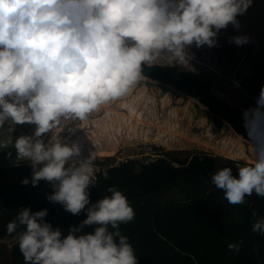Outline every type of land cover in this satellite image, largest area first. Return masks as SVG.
Masks as SVG:
<instances>
[{
    "label": "clouds",
    "instance_id": "9594fccd",
    "mask_svg": "<svg viewBox=\"0 0 264 264\" xmlns=\"http://www.w3.org/2000/svg\"><path fill=\"white\" fill-rule=\"evenodd\" d=\"M252 0H0V128L6 122L32 124V136L0 141L12 143L16 159L30 163L31 184L41 180L52 185L47 196L65 211L87 216L71 226L67 235L45 220L47 209L22 208L7 224L16 233L24 264H138L121 224L134 219L126 196L109 187L110 196L90 204L87 191L93 183L96 153L81 157L78 143L59 136L48 143L42 137L62 119L81 122L102 106L126 97L142 80L143 66L158 58L184 66L195 45L214 47L216 37ZM248 36H234L242 46ZM257 107L244 111V127L254 160L214 173L211 183L224 193L230 205L244 204L255 193L264 197V87ZM11 155V153H9ZM67 165V166H66ZM21 183L29 184L24 178ZM96 225L84 233L85 226ZM19 230V231H18ZM264 235V219L252 224ZM228 248L239 254L240 244Z\"/></svg>",
    "mask_w": 264,
    "mask_h": 264
},
{
    "label": "trees",
    "instance_id": "16d2710c",
    "mask_svg": "<svg viewBox=\"0 0 264 264\" xmlns=\"http://www.w3.org/2000/svg\"><path fill=\"white\" fill-rule=\"evenodd\" d=\"M143 74L148 79L191 96L229 124L237 136L233 142L222 147L213 140L216 152L234 144V147H229L231 152L253 154L244 127L245 110L219 98L213 93L210 83L202 81L195 73L169 63L144 65ZM138 115L140 119L141 115ZM260 131L264 134V127ZM13 150V144L6 149L0 148V161L10 156ZM111 152L99 149L96 156L111 155ZM185 167L202 173L211 183L214 173L230 166L208 153H193L181 158L167 151V155H159L146 162L130 158L109 166L105 174L100 171L96 173L94 184L87 189L90 204L86 208L110 196L111 193L107 191L109 187H115L122 193L127 187L142 189L153 177ZM32 171L28 162L0 165V238L10 235L7 224L22 208H30L32 212L47 209L45 220L53 228L59 227L64 235L71 226L79 225L86 219V211L77 216L65 211L62 205L50 202L47 196L51 194L52 186L46 187L43 180L37 186H32ZM232 171L238 178V171L233 168ZM10 175L14 178L12 182L8 181ZM26 177L29 184L23 185L21 181ZM172 192L176 194L165 198ZM215 192L194 173L184 171L161 177L142 195L128 194L126 198L134 211V219L121 224L120 230L122 235L129 238L138 264H264V235L252 231V224L264 219V199L259 201L255 195L251 210L243 213L239 211L248 209L254 193L251 197H245L244 204L238 208L226 204L228 202L222 190L215 188ZM95 227L85 226L83 232H93ZM241 241L239 254L229 250L230 243ZM10 255L12 264H24L18 240L12 245Z\"/></svg>",
    "mask_w": 264,
    "mask_h": 264
},
{
    "label": "rangeland",
    "instance_id": "374dc122",
    "mask_svg": "<svg viewBox=\"0 0 264 264\" xmlns=\"http://www.w3.org/2000/svg\"><path fill=\"white\" fill-rule=\"evenodd\" d=\"M237 20L239 30L229 24L218 33L214 47L190 46L188 64L178 66L210 83L213 93L219 98L247 110L257 107L260 89L264 87V0H252L247 12ZM241 35L250 38L247 44L237 46L230 42L232 37ZM154 62L168 63L163 57ZM34 131L35 125L9 121L0 128V141L12 138L14 144L16 138L32 136ZM52 136H59L69 145L78 143L80 158H86L90 152L96 153L99 149L112 151L111 155L96 156L94 177L97 172L105 174L109 166L127 159L146 162L159 155H167V151L181 158L193 153H208L236 171L254 160L249 152H231L229 147H234V144L216 152L213 140L222 147L237 136L229 124L184 92L148 78L140 81L126 97L102 106L83 122L62 119L42 139L48 143ZM22 162L16 159L14 148L10 156L0 161V165ZM13 180L10 175L8 181ZM44 183L46 187L52 186L47 181ZM175 194L172 192L165 198ZM263 199L258 197L259 201ZM242 205L235 206L240 208ZM16 241V234L0 238V264H12L10 251Z\"/></svg>",
    "mask_w": 264,
    "mask_h": 264
},
{
    "label": "water",
    "instance_id": "95a60500",
    "mask_svg": "<svg viewBox=\"0 0 264 264\" xmlns=\"http://www.w3.org/2000/svg\"><path fill=\"white\" fill-rule=\"evenodd\" d=\"M184 171H190L192 173H194L197 177H199L209 188L212 192L216 193L215 192V188L214 186L212 185V183H209L206 178L204 177V175L200 172H197L195 171L194 169L190 168V167H185L183 169H179V170H175V171H172V172H165V173H162L160 175H157L155 177H153L149 183L142 189H136V188H133V187H127L124 191H123V194L125 196H127L128 194H133V195H142L144 193H146L147 191L150 190L151 186L154 184V182H156L157 180H159L161 177L163 176H167V175H170V174H179V173H182ZM255 193H254V196L252 197L251 199V202H250V205L248 207V209L246 211H239V212H243V213H247L251 210L252 208V205H253V202L255 200ZM227 205H230L228 203H226ZM235 209V208H234ZM236 210V209H235Z\"/></svg>",
    "mask_w": 264,
    "mask_h": 264
}]
</instances>
